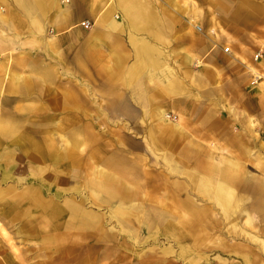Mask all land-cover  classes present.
<instances>
[{
	"label": "rangeland",
	"instance_id": "rangeland-1",
	"mask_svg": "<svg viewBox=\"0 0 264 264\" xmlns=\"http://www.w3.org/2000/svg\"><path fill=\"white\" fill-rule=\"evenodd\" d=\"M230 1L242 9L235 29L220 16L224 0L180 1L200 42L234 60L227 72L244 66V79L228 76L226 88L219 80L204 91L211 120H227L229 136L194 145L184 126L173 139L181 114L168 111L161 123L153 113L123 111V99L99 95L98 82H76L81 112L51 88L34 98L0 96V201L21 202L27 191L52 200L33 208L23 201L17 218L11 207L0 212V264H264V0ZM45 138L53 150L42 160L30 142ZM124 161L136 174L109 185L104 175Z\"/></svg>",
	"mask_w": 264,
	"mask_h": 264
},
{
	"label": "crops",
	"instance_id": "crops-1",
	"mask_svg": "<svg viewBox=\"0 0 264 264\" xmlns=\"http://www.w3.org/2000/svg\"><path fill=\"white\" fill-rule=\"evenodd\" d=\"M180 1L0 0V82H6L3 91L0 86V96L13 97L26 91L34 98V90L51 88L81 112L85 94L83 84L76 82H98L99 95L123 99L128 107L123 111L133 108L153 113L161 123L168 122L161 117L168 111L181 114L184 121L176 125L178 130H174L177 134L173 139H182L184 126L189 127L192 135L189 143L194 145H203L212 134L223 138L231 135L227 120L219 116L211 120L207 109L210 102L204 91L219 80L220 85L216 87L221 88L223 82L226 88L228 76L231 80L236 75L244 79V66L239 62L227 72L226 65L234 60L211 40L200 42L199 35H194L190 27V10L180 8ZM229 1L219 4L223 15L219 14L235 29L233 24L238 20L244 23L242 9ZM233 49L238 50L235 45ZM160 65L171 66L177 73L169 68L162 70ZM179 66L186 74L181 79ZM64 81L71 83L66 86ZM213 101L216 104L217 100ZM207 120L214 123L205 126ZM159 129L161 134L169 132L166 125H160ZM91 139L90 136L85 142ZM239 140L241 144H249L242 138ZM232 141L229 137L228 142ZM30 145L42 160L52 156V140H33ZM112 167L113 173L104 175L109 185L119 181L118 175L136 174L135 168L125 161L112 163ZM225 175L229 180L231 175ZM101 191L105 190L98 189L103 194ZM19 199L21 202L0 201V212L11 207L9 214L17 218L16 215L23 213V208L17 209L23 201L28 208L45 207L46 203L49 206L52 201L43 199L35 191L24 192Z\"/></svg>",
	"mask_w": 264,
	"mask_h": 264
},
{
	"label": "bare ground",
	"instance_id": "bare-ground-1",
	"mask_svg": "<svg viewBox=\"0 0 264 264\" xmlns=\"http://www.w3.org/2000/svg\"><path fill=\"white\" fill-rule=\"evenodd\" d=\"M162 119L167 122L168 120V114L164 113L162 116Z\"/></svg>",
	"mask_w": 264,
	"mask_h": 264
},
{
	"label": "built area",
	"instance_id": "built-area-1",
	"mask_svg": "<svg viewBox=\"0 0 264 264\" xmlns=\"http://www.w3.org/2000/svg\"><path fill=\"white\" fill-rule=\"evenodd\" d=\"M85 26H86V25H85ZM224 51H228V48H224ZM255 57H257V55H256Z\"/></svg>",
	"mask_w": 264,
	"mask_h": 264
}]
</instances>
